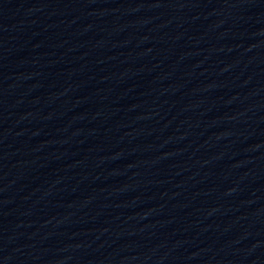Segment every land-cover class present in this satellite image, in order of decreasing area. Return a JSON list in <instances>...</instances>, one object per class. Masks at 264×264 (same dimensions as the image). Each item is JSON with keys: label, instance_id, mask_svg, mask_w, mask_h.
<instances>
[{"label": "water", "instance_id": "95a60500", "mask_svg": "<svg viewBox=\"0 0 264 264\" xmlns=\"http://www.w3.org/2000/svg\"><path fill=\"white\" fill-rule=\"evenodd\" d=\"M0 264H264V0H0Z\"/></svg>", "mask_w": 264, "mask_h": 264}]
</instances>
